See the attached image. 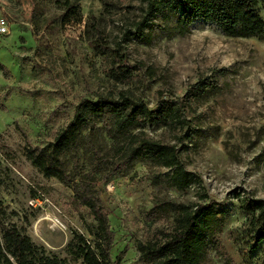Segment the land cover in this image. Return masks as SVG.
Instances as JSON below:
<instances>
[{"label":"rangeland","instance_id":"obj_1","mask_svg":"<svg viewBox=\"0 0 264 264\" xmlns=\"http://www.w3.org/2000/svg\"><path fill=\"white\" fill-rule=\"evenodd\" d=\"M147 1L0 0V17L8 25L0 35V241L1 226H13L30 239L37 258L81 264L68 244L74 233L91 242L96 223L71 185L32 166L25 157L28 145L47 147L85 99L128 92L153 108L160 96L177 102L209 78L218 88L186 99L180 108L185 128L144 130L146 138L179 148L185 169L200 184L169 188V170L149 160H135L114 174L95 172L93 156H113L95 120L61 162L74 180L93 175L91 185L115 235L111 257L125 250L121 264H143L138 245L169 229L167 221L146 219L163 200L214 201L226 212L218 244L208 248L202 264H264V242L247 254L241 202L264 200V39L230 37L203 20L179 34L176 18L167 14L144 30L147 42L127 38L125 32L145 16ZM115 58L133 67L135 81H114Z\"/></svg>","mask_w":264,"mask_h":264},{"label":"trees","instance_id":"obj_2","mask_svg":"<svg viewBox=\"0 0 264 264\" xmlns=\"http://www.w3.org/2000/svg\"><path fill=\"white\" fill-rule=\"evenodd\" d=\"M261 11L264 13V0H148L145 16L134 25L133 32L127 30L125 35L147 42L149 32L144 30L150 28L154 17L167 14L176 18L179 34L187 33L194 21L203 20L215 24L230 37L264 39ZM114 63L110 69L114 81L128 85L136 80L133 67L116 58ZM217 88V83L201 78L177 102L163 100L160 96L153 108L128 92H121L117 97L108 93L95 100L85 99L74 107L71 120L56 132L47 147L28 145L25 157L32 166L45 178H55L64 185H71L75 199L88 209L96 223L95 229L89 231L91 242L74 233L68 244L81 264H121L125 250L111 257L115 235L109 217L103 211V203L91 185L93 175H82L74 180L65 170L61 157L76 148L82 130L95 120L110 140L113 153L110 159L91 158L95 172L105 168L114 174L127 170L135 160H149L169 170L167 187L185 191L200 181L197 175L185 169L180 149L146 138L144 130L153 131L159 126L172 130L185 128L188 123L179 114L183 102L200 98ZM76 166L77 161H74L73 168ZM241 202L246 215L244 234L249 255L264 242V200L250 197L241 199ZM225 218L226 212L214 201L184 205L163 200L154 204L147 211L146 219L167 221L170 227L161 231L158 239L138 245L142 263L202 264L208 248H216ZM37 257L36 247L27 236L13 226H1L0 264H37L40 261L62 264L55 259Z\"/></svg>","mask_w":264,"mask_h":264},{"label":"built area","instance_id":"obj_3","mask_svg":"<svg viewBox=\"0 0 264 264\" xmlns=\"http://www.w3.org/2000/svg\"><path fill=\"white\" fill-rule=\"evenodd\" d=\"M8 33V25L3 17H0V35Z\"/></svg>","mask_w":264,"mask_h":264}]
</instances>
